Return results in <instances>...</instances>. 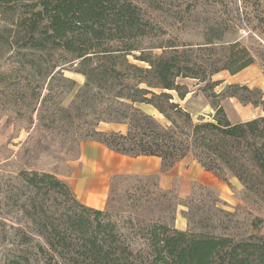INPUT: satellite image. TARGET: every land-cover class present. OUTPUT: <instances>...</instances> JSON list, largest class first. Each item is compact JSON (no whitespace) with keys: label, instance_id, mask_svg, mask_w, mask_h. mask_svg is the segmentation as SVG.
Segmentation results:
<instances>
[{"label":"trees","instance_id":"16d2710c","mask_svg":"<svg viewBox=\"0 0 264 264\" xmlns=\"http://www.w3.org/2000/svg\"><path fill=\"white\" fill-rule=\"evenodd\" d=\"M241 2L249 10L248 22H257L264 34V0ZM150 27L141 9L128 0H0V107L30 114L32 120L37 114L38 130L48 131L53 123L46 124V119L63 112L73 121L82 98L86 105L88 94L102 99L107 90L98 121L125 123L128 132L102 133L92 124L82 129L83 137L118 154L158 157L164 171L194 153L206 171L225 182L229 171L247 190L264 197L257 188L264 187V117L232 123L216 101L237 94H217L220 83L212 81L222 71L235 75L252 66V52L237 41L227 45L221 64L182 60L176 46L144 47L152 36ZM222 39L211 34L205 45L211 48ZM156 48L163 52L155 54ZM130 56L147 67L131 63ZM65 71L86 77L73 111L54 101L58 89L65 92L77 85ZM180 78L205 84L202 91L215 112L212 120L195 122L175 101L173 93L180 100L189 93ZM232 88L252 93L247 87ZM138 104L154 107L170 125L163 126ZM10 187L7 199L46 239L44 264H264V235L236 240L151 224L141 234L149 250H137L105 211L82 204L53 173L22 170ZM262 223L258 219L255 229ZM28 263L19 258L5 264Z\"/></svg>","mask_w":264,"mask_h":264},{"label":"rangeland","instance_id":"374dc122","mask_svg":"<svg viewBox=\"0 0 264 264\" xmlns=\"http://www.w3.org/2000/svg\"><path fill=\"white\" fill-rule=\"evenodd\" d=\"M128 1L138 6L144 19L151 24L149 30L152 36L146 39L145 48L176 46L182 60H193L200 64L219 61L221 64L225 60L228 44L239 41L246 46L254 55L255 63L235 75L229 71L214 75L212 81L220 83L215 88L217 94H237L236 97H222L216 102L232 121L264 117V34L260 27L256 28L257 22H248L245 13L249 10L243 7L241 0ZM211 34L223 39L215 40V45L207 48L206 40ZM153 52L161 54L163 49L156 48ZM62 58H68V55ZM129 61L147 67L132 56ZM65 75L76 81L77 85L65 92L58 89L54 101L65 110L73 111L78 101L77 94L85 84L86 77L74 71H65ZM178 83L186 86L189 93L184 100L173 93L175 101L191 114L195 122L212 120L215 112L211 101L202 91L205 84L191 78H180ZM231 86L247 87L252 93L241 88L231 89ZM108 96L107 90H103L101 98L104 100ZM85 98L91 101L84 105L82 98L78 103L81 107L74 111L73 121L63 112L50 120L46 119V124L53 123V128L48 131L38 130L37 114L32 120L30 114L17 115L11 107H0V264L19 258H27L28 264H44L45 253L49 250L38 227L7 199L12 194L9 191L13 176L22 170L50 172L65 181L71 175L72 163L81 157L83 144L94 141L83 137L84 127L97 124V131L102 133L128 132L125 123L98 121L103 102L100 96L88 94ZM136 106L163 126L170 125L154 107L143 104ZM194 161H197L194 153L180 161L178 165L181 162L184 164L181 172ZM226 174L228 182L214 175L227 184L233 193L229 202L221 198L219 190L198 183L190 186L189 195L182 196L179 188L183 174L172 176L164 187L158 175L116 176L112 179L103 211L119 225L137 250H149L141 234H146L151 224L166 225L173 230L195 235L227 236L236 240L264 235L263 192L257 194L247 190L231 172L227 171ZM234 178L238 182L232 183ZM257 188L264 190L263 186ZM222 211L232 216H225ZM258 219L263 220V223L255 229L254 224Z\"/></svg>","mask_w":264,"mask_h":264},{"label":"crops","instance_id":"0c3cea01","mask_svg":"<svg viewBox=\"0 0 264 264\" xmlns=\"http://www.w3.org/2000/svg\"><path fill=\"white\" fill-rule=\"evenodd\" d=\"M232 123L246 121L234 120ZM254 119V118H253ZM181 165V166H180ZM184 164H177L169 171H164L162 160L158 157H130L118 154L105 145L92 141L84 143L81 148V157L72 163L71 175L65 181L73 188L77 199L84 205L103 211L107 205V198L111 189L112 179L121 175L132 176H160L161 186L168 185L172 176L183 174L179 188L182 196L190 194L191 185L198 183L213 187L221 193V198L230 201L233 193L227 184L216 175L206 171L197 161L191 163L188 169L181 172ZM238 182L237 179H233Z\"/></svg>","mask_w":264,"mask_h":264}]
</instances>
